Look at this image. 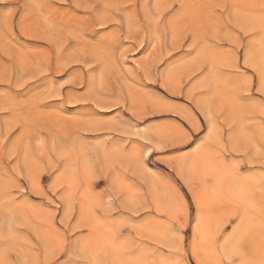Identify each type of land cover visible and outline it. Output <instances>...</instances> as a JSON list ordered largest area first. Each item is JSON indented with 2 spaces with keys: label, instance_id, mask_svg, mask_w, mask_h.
I'll return each mask as SVG.
<instances>
[{
  "label": "rangeland",
  "instance_id": "rangeland-1",
  "mask_svg": "<svg viewBox=\"0 0 264 264\" xmlns=\"http://www.w3.org/2000/svg\"><path fill=\"white\" fill-rule=\"evenodd\" d=\"M0 264H264V0H0Z\"/></svg>",
  "mask_w": 264,
  "mask_h": 264
},
{
  "label": "bare ground",
  "instance_id": "bare-ground-1",
  "mask_svg": "<svg viewBox=\"0 0 264 264\" xmlns=\"http://www.w3.org/2000/svg\"><path fill=\"white\" fill-rule=\"evenodd\" d=\"M206 112V111H205ZM206 115V114H205ZM143 136V135H142ZM141 139V138H140ZM215 253V252H214ZM212 254V253H211Z\"/></svg>",
  "mask_w": 264,
  "mask_h": 264
}]
</instances>
